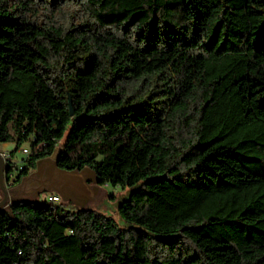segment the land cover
<instances>
[{
  "label": "trees",
  "instance_id": "trees-1",
  "mask_svg": "<svg viewBox=\"0 0 264 264\" xmlns=\"http://www.w3.org/2000/svg\"><path fill=\"white\" fill-rule=\"evenodd\" d=\"M179 52L202 60L178 102L128 104L127 65ZM139 136L150 173L122 178ZM61 141L59 170L129 192L124 226L14 200L0 264H264V0H0V144L41 146L14 185Z\"/></svg>",
  "mask_w": 264,
  "mask_h": 264
},
{
  "label": "rangeland",
  "instance_id": "rangeland-1",
  "mask_svg": "<svg viewBox=\"0 0 264 264\" xmlns=\"http://www.w3.org/2000/svg\"><path fill=\"white\" fill-rule=\"evenodd\" d=\"M202 56L200 53L189 54L179 52L173 55L154 53L147 57L139 67L135 68L131 63L127 65V75L124 85V96L128 104H133L138 100H143L146 105L162 108L163 105H173L184 95L188 89L194 71L200 64ZM141 145L143 153L138 157H132L127 151H134ZM63 142H58L52 153L47 157L49 161L40 162V173L32 177L36 187L39 189L37 194L28 193L13 197L10 195L8 204L14 200H29L42 202L41 195L46 193L41 191V184L47 179L51 180L56 175V169L51 163H55ZM155 147L153 136H139L132 146L124 147V157H122L121 176L122 178L134 180L150 173L152 153ZM13 145L9 149L0 146V155L7 151H12ZM23 157L20 151L14 153V158L20 160ZM51 162V163H50ZM33 172H36L34 170ZM71 189L70 201L62 200L63 207L67 210L92 208L99 214L111 218L117 225L124 226V222L117 213L118 205L128 198L129 192L120 188L112 189L106 186L99 188L92 181L94 175L89 170H84L74 177L66 178ZM43 181V182H42ZM18 186V185H17ZM16 187L8 189H16ZM20 186H18L19 188ZM17 188V189H18ZM2 194L0 191V200Z\"/></svg>",
  "mask_w": 264,
  "mask_h": 264
},
{
  "label": "water",
  "instance_id": "water-1",
  "mask_svg": "<svg viewBox=\"0 0 264 264\" xmlns=\"http://www.w3.org/2000/svg\"><path fill=\"white\" fill-rule=\"evenodd\" d=\"M69 109H70V116L73 115L72 111H71V104L69 102ZM42 161H48L47 159H43L37 162V166H36V172H32L30 175H28L26 178H24L20 184H18V186H20L14 190L12 189H8L6 182H5V172H6V168L4 165V161L0 156V191L2 194V198L0 200V211L3 210V208H5L8 204L10 195H13V197L15 196H19V195H25L28 193H33V194H37L39 192V189L36 187L35 182H33L32 177L35 175H38L40 172V162ZM49 162V161H48ZM51 163V162H50ZM52 165H54V168L56 169V175H58V177H52L51 180L47 179L44 183L41 184L42 188L41 191H49L51 189L56 190L60 195L62 200L64 201H70L72 200L71 198V187L67 182L68 177H74L78 174H80L81 172H65V171H61L56 167L55 163H51ZM94 175V174H93ZM95 178V175H94ZM43 182V181H42ZM94 184H96L97 180L95 178L94 181H92Z\"/></svg>",
  "mask_w": 264,
  "mask_h": 264
},
{
  "label": "built area",
  "instance_id": "built-area-1",
  "mask_svg": "<svg viewBox=\"0 0 264 264\" xmlns=\"http://www.w3.org/2000/svg\"><path fill=\"white\" fill-rule=\"evenodd\" d=\"M40 150H41V146H37V147L32 148L30 144H26V145L21 146L17 150V151H20L21 154L23 155V157L20 160H16L14 158V155L11 156L10 150L7 152H4L3 154L0 155L4 161L5 168H7L8 166L13 167L12 172L10 174V180L8 183H6L7 186L11 187V185L13 184V181H14L16 169L20 170L22 168V166L24 165L22 160L27 159L30 155H32L33 153H36ZM17 151H15V153ZM41 199L43 202H45L47 204L55 205V204L61 203V198L58 195H51L49 193L42 194Z\"/></svg>",
  "mask_w": 264,
  "mask_h": 264
},
{
  "label": "crops",
  "instance_id": "crops-1",
  "mask_svg": "<svg viewBox=\"0 0 264 264\" xmlns=\"http://www.w3.org/2000/svg\"><path fill=\"white\" fill-rule=\"evenodd\" d=\"M11 145H13V144L12 143L0 144V146H2L3 148H7V149H9ZM46 193H49L51 195H58L61 198V195L54 189H51V190L47 191ZM61 202H62V198H61ZM71 209H73V208H71Z\"/></svg>",
  "mask_w": 264,
  "mask_h": 264
},
{
  "label": "flooded vegetation",
  "instance_id": "flooded-vegetation-1",
  "mask_svg": "<svg viewBox=\"0 0 264 264\" xmlns=\"http://www.w3.org/2000/svg\"><path fill=\"white\" fill-rule=\"evenodd\" d=\"M17 185H14V183L11 185V187L10 188H13V187H16Z\"/></svg>",
  "mask_w": 264,
  "mask_h": 264
}]
</instances>
